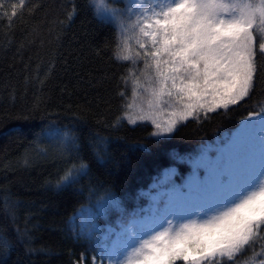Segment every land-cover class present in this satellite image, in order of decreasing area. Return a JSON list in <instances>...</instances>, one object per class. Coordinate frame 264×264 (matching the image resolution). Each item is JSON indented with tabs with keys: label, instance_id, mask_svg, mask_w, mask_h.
<instances>
[{
	"label": "snow or ice",
	"instance_id": "snow-or-ice-1",
	"mask_svg": "<svg viewBox=\"0 0 264 264\" xmlns=\"http://www.w3.org/2000/svg\"><path fill=\"white\" fill-rule=\"evenodd\" d=\"M9 7L16 16L18 5L0 2L4 15ZM85 7L114 27L112 58L128 69L124 114L113 129L150 122L158 144L190 120L228 116L264 86V0H86ZM257 108L234 131L186 155L173 152L187 174L165 169L141 193L147 207L128 211L110 191L92 190L95 200L81 209L76 232L94 250L91 264H264V101ZM43 135L61 156L74 157L55 181L58 190L90 176L76 133L50 126ZM89 147L104 161L109 141L97 135ZM16 231L15 241L0 232V264H12L24 242L26 233ZM86 260L82 253L81 264Z\"/></svg>",
	"mask_w": 264,
	"mask_h": 264
},
{
	"label": "trees",
	"instance_id": "trees-1",
	"mask_svg": "<svg viewBox=\"0 0 264 264\" xmlns=\"http://www.w3.org/2000/svg\"><path fill=\"white\" fill-rule=\"evenodd\" d=\"M10 3L18 5L16 16L11 7L8 15L0 9V232L14 241L17 229L26 233L12 264H81L82 253L84 264H91L94 250L77 238L72 218L94 202L92 190L110 191L128 211L144 207L148 201L141 193L165 169L187 174L188 165L174 162L171 154L186 155L235 130L240 118L264 101V86L228 116L190 120L156 144L150 122L110 127L124 114L121 77L128 70L112 58V25L94 19L86 0ZM73 4L78 8L69 20ZM127 94L132 95L130 84ZM50 126L76 133L80 155L90 165V176L72 188L55 187L74 157L61 156L56 143L45 138ZM97 135L109 141L104 161L94 159L89 147ZM117 215L113 212L108 223L114 224ZM97 223L103 227L104 218Z\"/></svg>",
	"mask_w": 264,
	"mask_h": 264
},
{
	"label": "rangeland",
	"instance_id": "rangeland-1",
	"mask_svg": "<svg viewBox=\"0 0 264 264\" xmlns=\"http://www.w3.org/2000/svg\"><path fill=\"white\" fill-rule=\"evenodd\" d=\"M140 67H143V64L141 63ZM139 102V101H138ZM161 119H167V115L166 114H162L161 115ZM234 131V130H233ZM157 177L154 178V180L150 183L148 191L152 188V185L154 184L155 180ZM148 204V203H147ZM147 204L144 207H147ZM72 223L73 225H76L79 227L80 225V218H79V213H77L73 218H72Z\"/></svg>",
	"mask_w": 264,
	"mask_h": 264
}]
</instances>
